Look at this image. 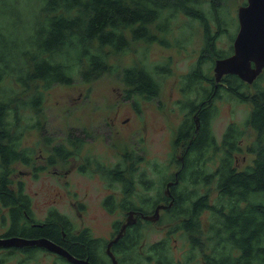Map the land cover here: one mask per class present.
<instances>
[{
	"label": "trees",
	"instance_id": "obj_1",
	"mask_svg": "<svg viewBox=\"0 0 264 264\" xmlns=\"http://www.w3.org/2000/svg\"><path fill=\"white\" fill-rule=\"evenodd\" d=\"M30 1L5 0L12 2L13 7L23 8L24 13ZM227 1L46 0L45 6L31 7L36 17L30 20L32 15L26 16L27 22L23 27L13 24V16L8 21L3 20L5 16L0 18V217L8 236H25L33 230L35 236H49L57 244L72 249L75 240L77 246L88 251L91 257H98L97 263L105 261L95 253L98 240L92 238L89 229L75 232L70 218L56 212V208H51L47 216V220L51 221L50 227H36L35 224L42 220L35 215L32 198L24 191L21 180L18 183L20 186H15L13 164L18 161L30 164L33 161L34 148L24 144V137L28 128L41 126L39 119L43 112L45 91L56 84H73L78 79L91 82L107 72L117 73L120 66L111 62V51L126 52L135 39H157L158 36L152 34L151 24L158 23L157 27L166 31L174 19L184 15L199 20L208 29L214 24L220 33H229L230 28L225 25L231 23L233 17ZM127 26L132 27V38L125 35ZM107 47L110 49L106 50ZM213 48L211 52L217 51V54H213L215 57L227 56L234 49ZM203 59L181 76L180 84L185 97L181 103L187 110L183 124L187 125L185 128L189 132L182 133L183 127L180 126L175 146L182 142L188 144L189 137L194 135L193 110L199 106L201 99L209 97L211 105L199 113L201 129L192 147L184 153L183 160H179L178 180L171 184L172 200H166V196L163 200L171 205L163 214L175 217L172 223H168L173 239L177 235L175 237L178 239L190 240L191 251L187 250L188 255L196 254V249L206 252V264H264V74L262 72L252 84L236 74H227L216 86L215 78L211 75V64ZM170 62L167 59L149 68L138 65L123 67L122 80L135 88H144L145 97L152 99L162 92L165 78L172 73ZM225 93L236 101H248L251 111L244 125L231 122L227 126L221 145L222 153L215 155L218 150L213 129L214 115L218 112L215 106L216 100L223 98ZM247 135H250L251 141L245 148L243 141ZM77 139V136L70 135L75 149H69L63 143L55 144L49 163L77 155L84 141ZM47 140L51 138L47 136ZM244 150L252 154L253 159L241 168L236 165L235 158L236 153ZM120 160L125 162V167L128 166L127 154ZM204 167L206 171L200 179ZM44 168L41 166V169ZM99 171L109 182V178L116 180L124 177L119 175L120 169L117 167H107L105 175ZM132 173L130 170V182L127 183L125 177L123 181V190L131 203L121 201L111 193L105 199L107 208L110 212L118 210L124 214L133 209L153 213L157 202L152 206L133 202L136 196L149 202L151 198L148 191L134 192ZM141 175L143 179L147 178L146 173ZM172 176L175 173L167 175L166 183ZM166 183H159L162 191ZM149 185L156 188L157 182L151 178ZM202 186L207 187L206 191H201ZM213 190H216L214 196ZM205 209L210 210L206 230L201 220ZM139 224L140 220L130 225L126 231L128 238L124 237L133 245L125 242L127 251L120 247L113 250L120 264L128 258L139 264H151V256L156 257L157 264H176V259L169 253L174 246L170 236L150 242L152 244L146 249L141 248V253L136 256L129 253L137 248L136 241L139 244L141 240L139 230L134 228ZM134 231L137 238L131 240ZM63 232L67 233L66 240L69 241L63 242ZM105 247L96 252L106 254ZM77 252L84 256V252ZM2 256L5 257V254ZM32 256L30 254L27 258L31 259Z\"/></svg>",
	"mask_w": 264,
	"mask_h": 264
},
{
	"label": "rangeland",
	"instance_id": "obj_2",
	"mask_svg": "<svg viewBox=\"0 0 264 264\" xmlns=\"http://www.w3.org/2000/svg\"><path fill=\"white\" fill-rule=\"evenodd\" d=\"M246 2L247 0L227 1V7L233 17L232 22L227 23L230 26L229 33H219L215 28L208 29L199 20H192L182 15L173 20L168 32L161 34V37L174 40L181 29H187L190 39L185 49L173 44L166 46L158 41L149 44L150 58L168 59L174 70L173 75L167 77L165 81L160 104L154 101L144 102L142 111L137 112L130 103L121 99L120 92L125 87L121 74L123 66L136 61L135 51L147 47L144 41L131 44L129 52L111 51V62L120 66L117 73L107 72L91 82L78 79L73 84L60 83L45 91L43 112L39 119L41 126L28 128L24 137V144L34 148L33 161L30 164L20 161L13 164L15 186H20L19 180L23 182L24 191L32 198V207L39 220L45 218L51 208L56 207L75 222V228L89 226L97 235L107 238L112 236L113 221L120 218L126 220L127 216H124L122 211L109 212L105 199L112 190L107 188V183L101 178L99 172L82 171L78 165L85 162L90 166L93 163L95 166L96 161L109 165L117 159H124L125 154L132 152V148L128 145L141 137H143L142 145L145 146L149 160L168 161L171 153H175V156L179 158L182 149L175 148L173 143L175 125L182 118V112L176 103L181 97L180 75L191 70L196 64V59L206 58L207 54V64H211L212 69L216 58L212 54L213 51L211 52L214 50L213 46L224 50L233 47L230 33L235 35L238 31V8ZM45 4L46 0H31L24 13L23 8L13 7L12 2L0 0V18L5 16L3 20L8 21L9 17L13 16V24L23 27L27 22L26 16L32 15L30 20L36 17L32 8H40ZM10 28L12 29V26ZM109 49L107 47L106 50ZM262 79L264 80V77ZM14 86L18 88L16 83ZM250 107L249 102L236 101L228 93L216 100L215 110L218 111V115L214 128L217 135L220 136L232 120L244 125L251 111ZM71 134L78 137L77 141L84 140L81 145L82 155L77 158L70 156L66 162L59 159L56 163H49V156L55 144L63 143L67 148L75 149L70 142ZM95 135L97 136L93 140ZM47 136L51 138L50 141L47 140ZM250 141V135L245 136L243 141L245 148ZM252 159L253 155L247 150L237 155V162L241 168L251 163ZM41 166L45 168L41 169ZM176 166L172 163L170 168L173 169ZM146 170L147 178L155 177L150 169L146 168ZM212 186L214 187L215 184ZM143 187V183L137 184V188ZM206 188L202 186L201 191H206ZM215 193L216 190H213V196ZM209 215V210H204L201 214L202 226L205 230L209 225ZM169 222L171 220L164 214L158 223L146 225L141 232L144 241L151 242L169 236ZM4 229V227L0 228V233L4 232ZM175 236L177 235H174V246L169 253L178 256L175 260L176 264H204L200 256L195 261L189 260L188 254L184 256L182 246L186 248L188 245L185 240L180 238L178 241ZM136 244L137 248L129 251L132 256L141 253L142 247H139L137 242ZM147 246L148 244L144 249ZM48 252L35 251L31 259H23L21 262L24 264H68L66 261L56 259L53 252ZM3 254H5V261L1 260L0 263L4 264H17L21 257L20 252L10 255L1 250L0 257ZM149 260L151 264L157 263L155 256H151ZM123 264L139 263L128 258Z\"/></svg>",
	"mask_w": 264,
	"mask_h": 264
},
{
	"label": "flooded vegetation",
	"instance_id": "obj_3",
	"mask_svg": "<svg viewBox=\"0 0 264 264\" xmlns=\"http://www.w3.org/2000/svg\"><path fill=\"white\" fill-rule=\"evenodd\" d=\"M157 24L158 23L151 24L150 26L152 28L151 29L152 34L153 35L156 34L158 36V38L157 39L155 38L154 40H150V41L147 40V39H143V38L142 39H135L133 41V43L134 42H138V41H144L145 44L147 45V47L146 48H140L137 51H135V53L137 55L136 61L133 64L123 66L124 68L130 67V66H136V65H138L139 67H147V68H149V67L157 66L159 62L167 61V60H153V59L150 58V55H149V44H151L153 42H157L158 41V42H160V43H162L163 45H166V46H170L171 44H173L174 46H177V47H179L181 49H185L187 47V43H188V41L190 39V34L187 32V29H181V32L178 35L175 36L174 40H166V39L161 37V34H166L168 32L169 28L171 27V25L166 29V31H163V30H160L157 27ZM203 25H205V24H203ZM225 27H229L230 28V26L228 24H226ZM239 27H240V25H239ZM210 28H215V30L217 32H219V30H220L214 24H212V26ZM225 33H228V32H223V34H225ZM237 33H238V31L236 32L235 35L230 33L232 35V36L230 35V37H231V39L233 41V44H234V40H235V37H236ZM125 35L127 36V38H132L133 37L132 27L131 26H127L126 27ZM165 42H170V43L167 44ZM129 47H130V45H129ZM129 51H131V50L129 49L126 52H129ZM233 52H234V49H233V51L230 52V54H232ZM214 53L217 54V51H214L212 54H214ZM222 57H226V56H219V57L216 56L215 61H214V65L212 66V69H211V75L214 76V78H215L216 86H217L218 83L222 82L224 77L227 75V74L224 75L221 78L220 81H216V74H215V70H214L215 63H216L217 59L222 58ZM206 59H208V54H207L206 58L203 59V61H205ZM198 60H199V58L196 59L195 63H197ZM172 69H173V67H172ZM189 71H187L185 73H182L180 75V80H181V76L186 74V73H188ZM173 73H174V70H172V73L170 75H173ZM170 75H168L167 77H169ZM167 77L164 80V84H165V81L167 80ZM122 81H123L125 87L120 92L121 99L124 102L130 103L132 105V107L134 108V110H136L137 112H141L142 111L144 102H152V101H154V102H156L158 104L161 103V101H162L161 95H162L163 90H162V92L160 94H157L154 98L148 99V98L145 97L146 92H145L144 88H139V87L135 88V86H130L128 82H126L124 80H122ZM245 82H247V81H245ZM252 83H249V84H252ZM163 89H164V85H163ZM180 90H181V97L178 98L176 103H177L180 111L182 112V118L175 125V128H174V130H175V138H174V143H173L175 148H181L182 149V153H181V156L179 158H177L175 156V153H171L170 159L168 161L160 162L159 159L149 160L150 158H148V156L146 154L147 152L145 151V146L142 145L143 137H141L138 141H134L133 140L128 145V146H130L132 148V152L130 151L127 154V159L129 161L127 167L124 166L125 162H122L120 159H117L116 161H114L113 163H111L109 165H108V163L107 164L106 163H101L100 161H96L95 166L93 165V163H92V166H90V165H88V163H85V162H81L78 165V167L82 171H88L89 170V171H97V172H99V174L101 175V178L104 180L105 183H107V188L112 190L111 192L108 193V195L113 193L115 197L119 198V200H121V201L125 200V201H128L129 203H131L130 199L128 198L129 196H127V194L123 190L124 189L123 181L126 178V182L127 183L130 182V178H131L130 177V170H132L133 171L132 177L134 179V192H136V193L137 192L138 193L139 192L140 193L144 192L145 193V192L148 191L149 192V197L151 198L150 202H149L148 200H145L142 197L141 198L140 197H136L133 202H136L137 204H145V205H150V206H152V204L154 202H157V206L154 209L155 211L153 213H145L141 209L130 210L128 214H124L123 213L124 216H127V219L124 220V219L120 218L118 220L113 221V223H112L113 224L112 236H110L108 238L106 236L95 234L93 229L91 227H89V226H84V227H81V228H79V227L75 228V232H79V231H81V230H83L85 228L89 229V231H90V233L92 235V238L98 240V244L96 246V250H100L101 247L106 245L105 249L107 248V251H106L107 253L106 254H101V253L96 252V250H95V253L97 255H99L100 257L102 256L104 258V260H105L103 263H97L96 258H98V257L97 256L95 258L91 257L89 255L88 251L82 250L81 248H79L77 246L75 240L73 241L74 246H75L74 249H72L71 247L63 246V244H60L63 247H65L73 256H75L77 258H80V259H83V260H87L90 264H114V259L109 254V244H110V242L112 241L110 249H111V251L113 253H114L113 250L115 248H119V247H120L119 249L127 251L126 248H125V246H127L125 244V242H127L128 244H132L130 240H128V239L125 240L124 239V237L128 238L126 236L127 228L130 225L132 226V224H136V222L139 221V220L141 221L142 225L139 224L137 227H134L135 229L139 230V232H140L139 238H141V240H140V242L138 244L139 247H142V249H144L146 244L150 245V244L160 240V239H155V240L151 241L152 243L145 242L144 239H143V236L141 235V232L144 230V227L146 225H150L153 222L158 223L163 218V215H164L163 213L166 211L165 209L170 207L171 203H167L166 201H163V200H164L165 196H166V198H165L166 200H167V198H168V201L172 200L171 199V195H172L171 184L173 182H177V180H178L177 179V174H178L179 168L181 167V165L179 163V160H183L184 153L188 149H190L192 147V144H193L194 140L197 138V134L199 132V129H201V122H200V116H199L200 111L203 108L209 107L211 105L209 97H206L205 99H201V103L199 104V106L195 110H193L194 111L193 115L195 117V119L192 120L194 122V130H193V134L194 135L192 134L193 136L189 137L188 144H185L184 142H182L180 145L175 146V139H176L179 127L180 126L183 127L182 133L189 132V129L185 128L187 125L183 124L184 119L187 118V110H186L185 105L183 103H181V99L185 98L184 95H183V92H182L181 84H180ZM245 102H248V101H245ZM217 115H218V112H217V114L214 115L215 118H214V121H213V129H214V132L216 134V141L218 143V150L215 152V155H220L222 153L221 145H222V142H223L224 133H225L226 129L223 130V132H222V134L220 136L217 135V133L215 131V128H214V122H215V119H216ZM231 122H237V121L236 120H232ZM96 136L97 135L93 136V140L96 138ZM82 153H83V149H81L78 152L77 155L75 154V155H70V156H74V158H77V157H80L82 155ZM240 153H242V152L236 153L235 162H237V155L240 154ZM63 162H66V160H64ZM218 162H219V158L217 157V163ZM172 163L177 165L176 168H173V169L170 168ZM131 164H133L134 166L130 167ZM236 165L239 166L238 162L236 163ZM143 166H145L146 168L150 169L151 173L155 174V177H151V178H153L154 181L157 182V187L156 188H151L150 187L149 179H151V178H145V179L142 178L141 174L147 173L146 168H144ZM107 167H117L118 169H120V174L119 175H122L125 178L124 177H118L116 180H114L112 178H109L110 179V182H109L101 174V172L99 171V170L103 171V174H104V172L106 171ZM199 167H201V164H199ZM205 171H206V168L204 167L203 168V174L199 176L200 179H202L204 177ZM172 173L173 174L175 173V176H172L166 183L167 175L168 174H172ZM161 181H165V183H166V188H164L163 191H162L161 187H159V183ZM143 182H146V183H143ZM139 183H143L144 187L143 188H137V184H139ZM17 187H19V186H17ZM53 208H56V207H53ZM157 210H158V214L156 213ZM205 210H209V209H205ZM117 211H115V212H117ZM56 212H58L59 214H62L61 211H59L58 209H57ZM115 212H111V213H115ZM154 215L155 216L157 215L156 219H153ZM47 216H48V214L45 216V218L42 219L41 222H37L35 224V226L38 227V228H46V227L48 228V227H50L51 221L47 220L48 217H49V216L48 217ZM167 217H169V216H167ZM174 218L175 217H169V219L171 220V223L173 222ZM71 222L75 226V222L72 221V220H71ZM25 226H28V225H25ZM2 227H4L5 229H4V232L0 233V237H4V238L12 237V236H8L6 234V232H7V231L5 232L6 226L2 225L1 217H0V228H2ZM175 228H177V227H174V229ZM171 231L172 230H170L169 227H168L169 236L171 237V239H173ZM35 235L36 234L33 232V230H32V232L28 233L25 236L24 235L13 234V236H19V237H23V238H49L50 239V237L46 236V235H41V236H35ZM67 238H68L67 233L63 232V235H62V239H64L63 242H67V241L70 240V239L66 240ZM136 238H137V235H136V232L134 231V234L132 235V237H130V239L132 240V239H136ZM179 239H178V241H179ZM182 239L185 240L186 241V245L189 246V247H186V248H185V246H182V254L184 256H186L187 250L191 251V248H190L191 242H190V240L187 242L186 238H182ZM113 240H115V241H113ZM1 250L6 251L8 253L9 252H12V253L20 252L21 253V257L18 259L17 264H24L21 261L23 259H28L27 257L30 254H34L35 251H43V252H47V253H49L48 251H51V252H53L55 254L54 256L56 257V259L66 261V263H68V264L69 263L76 264V263L70 261L63 254H61L59 252H56V251H53V250H50L47 247H43V246H39V245L24 244V245H19V246H0V251ZM196 250H197L196 254H192L190 256L187 255V258H189V260L193 259L195 261L198 258V256H200V257L203 258L204 264H206L205 263V254H206V252H203L200 249H196ZM77 251H80L82 253L84 252V256L81 253L77 252ZM12 253H10V255H12ZM78 255H81V256H78ZM104 255H107V257H104ZM114 255H115L116 259H117V264H120V261L118 260L119 258H118V255H116V252L114 253ZM176 257H178V256H174L175 259H176ZM179 258H181V257H179ZM0 259L3 262L5 261V258L3 256H1ZM1 260H0V262H1ZM0 264H4V263H0ZM182 264H185V263H182Z\"/></svg>",
	"mask_w": 264,
	"mask_h": 264
},
{
	"label": "water",
	"instance_id": "obj_4",
	"mask_svg": "<svg viewBox=\"0 0 264 264\" xmlns=\"http://www.w3.org/2000/svg\"><path fill=\"white\" fill-rule=\"evenodd\" d=\"M239 30L234 40V52L216 60V81L226 74H236L248 83H252L264 69V0H247L238 8ZM158 214V210L156 212ZM157 215L153 216L156 219ZM115 241V240H113ZM39 245L59 252L76 264H90L73 256L65 247L49 238H23L18 236L0 237V246ZM109 254L117 264L111 251Z\"/></svg>",
	"mask_w": 264,
	"mask_h": 264
}]
</instances>
